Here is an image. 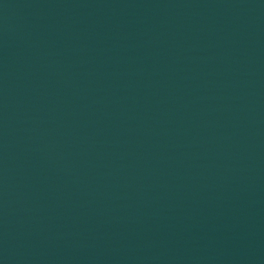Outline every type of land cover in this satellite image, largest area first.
I'll return each instance as SVG.
<instances>
[{
  "label": "water",
  "instance_id": "95a60500",
  "mask_svg": "<svg viewBox=\"0 0 264 264\" xmlns=\"http://www.w3.org/2000/svg\"><path fill=\"white\" fill-rule=\"evenodd\" d=\"M0 264H264V0H0Z\"/></svg>",
  "mask_w": 264,
  "mask_h": 264
}]
</instances>
